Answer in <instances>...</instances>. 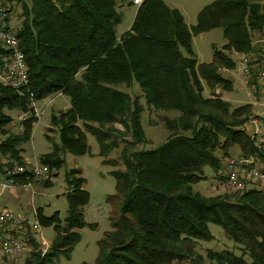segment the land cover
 <instances>
[{"label":"trees","instance_id":"trees-1","mask_svg":"<svg viewBox=\"0 0 264 264\" xmlns=\"http://www.w3.org/2000/svg\"><path fill=\"white\" fill-rule=\"evenodd\" d=\"M19 1L22 19L13 30L25 58L28 82L15 89L0 80L4 136L0 153L9 159L8 168L26 166L22 145L38 122L36 102L59 93L68 97L69 105L50 117L58 141L38 157L49 172L65 163L66 153L88 152L86 132L95 137L101 156L119 142L124 144L123 169L109 171L116 192L108 200L113 207L117 200L118 207L115 217H110L111 228L99 240L94 264L200 263L203 259L208 264H264V190L205 196L192 186L202 179L204 165L215 170V178L226 170V163L221 170V160L214 154L217 147L223 156L237 147L243 157L264 159L262 144L245 126L252 115L250 103L231 107L211 90L232 87L220 72L235 67L232 53L252 56L249 73L257 70L264 39V0H212L199 10L193 25L164 0H143L131 26L120 36L116 27L122 4L117 0ZM214 28L222 30L225 43L213 47L211 61L201 62L193 50L192 35ZM255 35L260 38L254 40ZM10 54L0 44V73ZM133 83L148 105L177 112L164 119L169 135L156 147L135 148L146 139L143 106L119 88ZM205 87L211 90L208 96L203 95ZM10 110L26 113L21 129L14 132ZM115 123L123 129L114 127ZM127 134L131 139H125ZM31 179L29 172L17 173L14 186ZM64 180L66 216L60 219L58 211L44 215L40 207L35 209L38 222L51 224L56 234L43 252L28 230L32 250L26 264H54L60 256L69 257L80 238L78 229L86 225L82 208L90 195L81 170L68 169ZM208 223L220 225L239 253L208 249L200 255L198 242L214 238Z\"/></svg>","mask_w":264,"mask_h":264},{"label":"rangeland","instance_id":"rangeland-1","mask_svg":"<svg viewBox=\"0 0 264 264\" xmlns=\"http://www.w3.org/2000/svg\"><path fill=\"white\" fill-rule=\"evenodd\" d=\"M130 1L131 0H117L118 5L122 4L118 7V9L122 11L121 21L116 27L118 36L131 26L135 15L137 6L130 4ZM164 1L169 6L179 9L188 24H195L199 10L212 0ZM7 4L9 6L8 22L4 23L3 26L8 25L15 30L19 28L22 19L21 2L19 0H9ZM255 36L254 40L260 38L258 35ZM224 43L225 39L222 36V30L220 28H214L207 32L192 35L193 50L196 53L198 60L201 62L211 61L213 47L221 48ZM262 43L264 46V41H262ZM247 55H232L233 58L236 57L238 59L235 67L232 69L222 68L220 70L223 76L231 80L232 87L230 89H223L220 86H215L211 90L215 95L227 100L231 107L250 103L252 115L247 121V125L250 128L256 121L263 120L264 122V83L258 79L259 77H257L256 70V75L254 73L246 74V72L243 71V57ZM254 87L256 89H254ZM119 88L127 91L131 97H136L138 102L143 106L141 124L146 139L144 142L137 144L135 148L148 149L161 144L169 135V131L164 125V119L174 117L177 115V112L172 110L155 109L148 105L136 83H133L130 87L120 85ZM211 90L205 87L203 95L208 96L211 93ZM53 97V99L45 98L36 102V108L39 112L42 111V113L38 122L32 129L30 140L22 145L24 150L21 152L22 158L27 167H31L35 162H38V157L50 151L52 143L58 141V130L55 126L51 125L50 117L52 114L64 110L66 105L69 104V99L66 95L59 98L57 94ZM10 114L12 117L17 118L22 113L16 110H10ZM114 127L123 129L118 123H115ZM10 130L14 132L17 130V127L11 125ZM248 132L252 134L253 130ZM257 134H253L255 141L256 143H261L264 148V133ZM124 137L125 139H131L129 134ZM2 138L3 135L0 132V139ZM86 139L89 146L88 152L81 155H75L69 152L66 153L65 163L59 169H54L49 172L47 179L32 178L30 184H26L29 183L27 181L21 183V185H15L12 188L15 190V194L11 196L9 192H7L10 188L7 187L2 189L0 187V203L12 210L17 216L26 218L29 223H32L37 219L34 211L37 207L41 208L44 215H50L53 212L58 211L60 219H63L67 213V200L65 197L67 186L64 180L65 171L73 167H77L81 170V176L85 179L84 188L90 195L89 202L82 208L86 225L78 229L80 238L74 245L70 256H60L56 259L54 264H81L83 261L94 264L99 253V240L104 236V233L111 228L110 217H115L116 207H118L117 200L113 201L115 207H113L111 201L108 200V196L116 192V181L109 171L123 169L124 166L120 159V152L124 144L123 142H119L117 147L111 149L106 156H101L99 154V146L95 137L89 132H86ZM239 153L240 151L237 147H231L228 154L225 156H223L220 147H217L214 150V154L221 160L223 166L221 170L225 168V160L228 157ZM252 158L255 160L256 164L264 165V159L256 157ZM104 159L114 162L106 163L103 161ZM2 160H6V157L0 153L1 178H3V173L6 171V168H8L6 162H3ZM3 167H5V170ZM215 173V170L211 166L204 165L202 167V179L192 185L194 190L199 191L205 196L220 194L214 189V182L216 181ZM48 181L50 185L49 183H46ZM39 224L40 233H37L35 236L40 243L41 249H43L46 244L49 245L51 243L56 232L51 224H41L40 222ZM208 227L214 238L210 241L198 242L196 245V251L200 255H205L208 249L214 251L230 249L239 253L235 242L224 233L220 225L208 223ZM30 251H27L22 256L16 258L4 259L3 263L26 264L25 260L30 255ZM177 264H208V261L207 259H203L200 263H197L187 260Z\"/></svg>","mask_w":264,"mask_h":264},{"label":"built area","instance_id":"built-area-1","mask_svg":"<svg viewBox=\"0 0 264 264\" xmlns=\"http://www.w3.org/2000/svg\"><path fill=\"white\" fill-rule=\"evenodd\" d=\"M132 4L139 6L143 0H131ZM7 0H0V44L11 50L10 60L4 72L0 73V80L15 89H18L28 82L27 65L24 55L19 48V38L16 32L6 25V17L8 15L9 6ZM264 41V40H263ZM259 61L257 68L258 79L264 81V46L256 58ZM243 71L249 74V66L253 57L244 56ZM60 96V95H58ZM35 107V114L39 118L41 112ZM26 117V113H22L17 117L20 123ZM255 127L253 134L264 133V122H254ZM21 129L20 124L17 125ZM226 170L219 173L214 182V189L217 193H235L243 192L249 188H257L264 190V165L256 164L252 157L246 158L240 154L228 157L226 160ZM29 172L32 178L47 179L49 169L46 165L35 162L31 167L14 164L11 168H6V179L0 181L2 189L8 186H14L13 176L17 173ZM26 184H30L26 183ZM35 211V210H34ZM31 231L35 235L40 233V224L36 219L29 223L26 218L17 216L12 210L0 203V263L7 258H16L22 256L25 252L30 251L32 246L27 236V231ZM48 244L42 249L44 252Z\"/></svg>","mask_w":264,"mask_h":264},{"label":"crops","instance_id":"crops-1","mask_svg":"<svg viewBox=\"0 0 264 264\" xmlns=\"http://www.w3.org/2000/svg\"><path fill=\"white\" fill-rule=\"evenodd\" d=\"M188 24V23H187ZM188 25H193V24H188ZM232 55L233 56H236V54L235 53H232ZM236 58V57H235ZM234 58V60L236 61V63H237V61H238V59L236 58L235 59ZM256 72H257V70H256ZM255 74V73H254ZM256 75V74H255ZM257 77H258V72H257ZM263 83H264V81H263ZM254 89H256L255 87H254ZM61 96H63V95H61ZM61 96H58L59 98H61ZM57 97V98H58ZM69 105V104H68ZM68 105H66V107L68 106ZM15 114V113H14ZM15 120L14 121H16V119L17 118H15V117H13ZM14 121H13V123H14ZM246 126V129L248 130V131H252V130H254V127H255V124L253 123V125H251V127L249 128L248 127V125L246 124L245 125ZM258 134H263V132H260V133H258ZM257 134V135H258ZM4 137V136H3ZM3 139V138H2ZM2 139H0V140H2ZM240 154V153H239ZM6 157V156H5ZM26 159V158H25ZM8 158H6V160H2L3 162H8ZM4 168V170H5V167H3ZM4 174V176H3V178H1L0 177V181H3L5 178H6V175H5V173H3ZM14 186H8V188H10V189H8V191L7 192H9V194H10V196L11 195H14L15 194V190L14 189H12ZM4 205V204H3Z\"/></svg>","mask_w":264,"mask_h":264},{"label":"bare ground","instance_id":"bare-ground-1","mask_svg":"<svg viewBox=\"0 0 264 264\" xmlns=\"http://www.w3.org/2000/svg\"><path fill=\"white\" fill-rule=\"evenodd\" d=\"M58 95H61V94L59 93ZM37 118H38V117H37ZM39 118H40V117H39ZM39 118H38V119H39ZM14 123H15L14 125H15L16 127H17L18 124H20V126H21V123H19L17 120L14 121ZM17 129H18V128H17Z\"/></svg>","mask_w":264,"mask_h":264}]
</instances>
